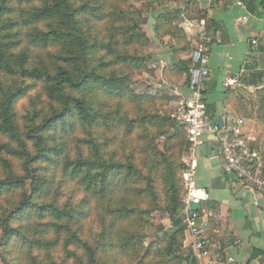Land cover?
Instances as JSON below:
<instances>
[{"label":"trees","instance_id":"trees-1","mask_svg":"<svg viewBox=\"0 0 264 264\" xmlns=\"http://www.w3.org/2000/svg\"><path fill=\"white\" fill-rule=\"evenodd\" d=\"M178 1L0 0L1 264H194L180 218L185 129L163 114L167 97L132 88L154 72L151 39L190 54L177 11L162 9ZM182 12L216 27L195 1ZM190 65L172 76L189 83ZM225 95L264 124V88ZM154 213L171 231L151 239Z\"/></svg>","mask_w":264,"mask_h":264},{"label":"crops","instance_id":"crops-1","mask_svg":"<svg viewBox=\"0 0 264 264\" xmlns=\"http://www.w3.org/2000/svg\"><path fill=\"white\" fill-rule=\"evenodd\" d=\"M188 1H195L207 10L208 17L216 23L212 31L220 39L211 48L209 74L203 80L201 100L205 110L213 122L222 121L228 113L242 117L250 144L262 152L264 160V124L235 111L225 95L228 86H242L250 93L264 88V0H213L211 6L206 0H183V3ZM237 1L243 7L236 6ZM243 18L245 21L240 23ZM166 40L162 44L155 40L156 49L150 48L148 52L158 64L154 75L147 79V84L152 86L148 90L155 92L153 82L163 78L179 86L177 102L190 103L194 92L186 83V76L176 80L170 71L172 65L189 61L190 55L173 54ZM189 67V76L197 74L194 67ZM233 80L237 84L233 85ZM194 183L209 195L201 208L210 217L205 237L215 264H247L254 251L261 253L249 264H264V193L248 191L226 173L217 141L212 136L205 139L197 152ZM190 247V240L186 238L183 249L186 252Z\"/></svg>","mask_w":264,"mask_h":264},{"label":"built area","instance_id":"built-area-1","mask_svg":"<svg viewBox=\"0 0 264 264\" xmlns=\"http://www.w3.org/2000/svg\"><path fill=\"white\" fill-rule=\"evenodd\" d=\"M206 1L208 4L213 2V0ZM236 6L243 7V4L237 1ZM241 21H245V18L240 20V23ZM182 25L197 29L199 43L189 57L191 63L197 65V74L190 76L188 83L190 90L194 92V100L190 103L181 101L175 116L177 126L184 127L186 132L185 169L182 174L185 194L180 218L186 230V238L191 243L194 264H215L210 256L209 240L205 237L210 217L201 208L209 200V195L205 189L198 188L194 183L197 152L207 137H214L224 161L226 173L252 193H264V160L262 152L250 144L244 130L246 122L242 117L228 113L221 124L213 122L201 100L204 89L203 80L209 74L211 48L214 44L220 43L217 34L207 30L204 20L189 22L183 18ZM167 83L169 82L163 80L162 85L176 93L178 86ZM232 84H237V81L233 80ZM229 260L232 261V259Z\"/></svg>","mask_w":264,"mask_h":264},{"label":"rangeland","instance_id":"rangeland-1","mask_svg":"<svg viewBox=\"0 0 264 264\" xmlns=\"http://www.w3.org/2000/svg\"><path fill=\"white\" fill-rule=\"evenodd\" d=\"M185 4L183 3V0H179L177 3H170L167 6L162 7V9L164 8L163 10L166 11V12L167 11L168 12L169 11L170 12L177 11L178 19H175V24L178 25V27L181 28L186 33V35H187L190 43H191V41L193 39L192 42H194V46L191 43L192 50L190 52V53H192L196 49V47L198 46V43H199L198 42V31H197V29L195 27H185V26L182 25L183 18H185L184 15H183L182 9L184 8ZM137 7L140 8V9H142L145 12V14L148 16L147 17L148 18V22H147V26L145 28V31H146V34H148L151 37V32H150V30H151V24L154 25V20L150 17L149 8H148L147 4H145V3H142L140 5L138 4ZM194 18H195L194 15H192V19H187V18H185V19L187 21H189V22H198V20H196ZM154 41H155V39L154 40L151 39V43H150V45L146 49V52H147L148 55L150 54V53H148L150 51V48L151 49H156V46L154 44ZM167 41H168V39L166 40V42ZM162 42H164V41H162ZM153 52H156V51H153ZM189 55H191V54H189ZM149 57L151 59V62H150L149 65H150L151 69L155 72L157 70V68H158V64L157 63H154L155 60H154V58H152L151 55H149ZM189 61H190V59H189ZM154 72L151 75H149V74H142V75L135 76V78L133 80L132 88H133V90L137 94L148 93V94L163 95V96L167 97L169 100H168V102H164L165 105L162 108L163 114H165L168 117H171V118H174L175 119V116H177V109H178L179 103H180V101L177 102V99H176V96H177V93H178V90H179V86L176 83H174V82H170V81H167V80H165L163 78H159V80H157V81L155 80L153 82L155 84V89L152 90V91H155V92L149 91L148 89L151 88L152 86H149L147 84L148 83L147 79H148V77L154 75ZM163 80L169 82L167 84H170V85L176 84L178 86V89H177L176 93L174 92V90H171L170 91L169 90V87H166V86L162 85ZM24 103H26V101L19 102L18 103V105H19L18 107H20ZM177 127H180V126H177ZM164 140H165L164 137H161L159 139L158 143L161 144ZM185 156H186V153L182 156V163H183V165H184V160L186 158ZM184 167H185V165H184ZM181 178H182V175H181ZM182 181H183V178H182ZM183 187H184V181H183ZM184 191H185V188H184ZM157 227H162V228H164L168 232L171 231V226H170V223L167 220V218L164 215H161L159 213H154L153 214V220H152V228H150V229L148 228V231H147V234H148L149 238L152 239V237L154 235V231H155V229ZM148 242H149V240L146 241V243H148ZM0 264H1V262H0Z\"/></svg>","mask_w":264,"mask_h":264},{"label":"water","instance_id":"water-1","mask_svg":"<svg viewBox=\"0 0 264 264\" xmlns=\"http://www.w3.org/2000/svg\"><path fill=\"white\" fill-rule=\"evenodd\" d=\"M216 123L221 124V120H216Z\"/></svg>","mask_w":264,"mask_h":264}]
</instances>
